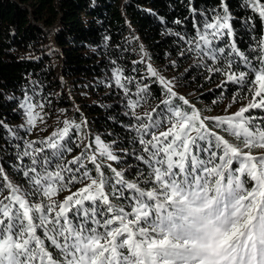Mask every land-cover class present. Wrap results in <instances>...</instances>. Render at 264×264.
<instances>
[{"label":"snow or ice","instance_id":"snow-or-ice-1","mask_svg":"<svg viewBox=\"0 0 264 264\" xmlns=\"http://www.w3.org/2000/svg\"><path fill=\"white\" fill-rule=\"evenodd\" d=\"M247 4L264 22V3ZM190 10L195 17L196 9L190 5ZM231 19L221 0L220 11L193 20L194 35L170 29L166 34L183 41L181 57L192 54L199 58L196 66L222 75L221 88L227 83L247 86L252 101L234 113L204 116L175 91L174 78L155 68L141 45L142 59L133 64L145 63L147 77L140 80L152 78L164 98L151 111L138 114L148 103L150 85L127 76L112 61L109 87L124 94L125 115L131 117L126 127L134 133L133 145H139L132 155L149 170L141 173L146 186L139 179L126 180L124 171L113 167L121 158L115 141L106 143L99 136L65 161V153L72 151L69 141L79 147L86 138V120L66 118L63 127L43 140H25L0 122L14 140L22 141L14 144L16 168L27 185L13 183L0 164V264H264V152H252L264 150V123L245 115L264 109V39L250 58L232 39ZM20 107L29 131L38 118L43 121L36 111L43 110V101L25 95ZM234 162L239 166L233 168ZM87 163L94 166L95 175ZM247 178L254 182L251 188L245 187ZM77 183L84 186L62 201L53 199ZM125 192L131 193L127 208L113 202L122 201Z\"/></svg>","mask_w":264,"mask_h":264},{"label":"trees","instance_id":"trees-1","mask_svg":"<svg viewBox=\"0 0 264 264\" xmlns=\"http://www.w3.org/2000/svg\"><path fill=\"white\" fill-rule=\"evenodd\" d=\"M225 2L232 17V39L236 47L250 58L255 57L256 46L264 39V22L258 12L248 6L247 0ZM220 4L221 0H0V122L25 140H43L63 127L66 118L77 123L86 120L87 126L82 131L87 142L84 139L77 147L69 141L72 151L65 153V161L78 155L84 144L99 136L106 143L115 141L114 148L121 158L113 167L124 171L126 180L139 179L141 186H146L141 173L149 170L132 155L134 150L139 151V145H133L134 133L126 127L131 117L125 115L128 109L124 94L114 85L109 87L115 67L112 61L115 60L127 76L150 85L148 103L137 109L138 114L151 111V107L164 98L161 87L152 78L140 80L141 76L147 77L145 63L133 64L142 59L141 45L154 67L167 78H174L178 91L195 92L191 102L214 100L221 101V105L225 98L247 96V86L239 88L227 83L221 88L222 75L196 66L199 58L192 54L181 57L183 41L166 34L170 29L173 33L194 35L193 20L202 21L204 15L211 16L213 10L220 11ZM190 5L196 9L195 17ZM176 20L182 23L177 25ZM224 43L221 41L220 46ZM237 62L240 63L238 58ZM134 67L138 72L132 71ZM240 67L243 70L242 63ZM130 87L136 91L135 84ZM25 95L45 104L42 111L36 109L45 124L38 125V122L30 131L24 109L20 107ZM245 115L256 117L257 124L264 123L261 119L264 109H251ZM204 116L214 117L212 114ZM72 136L79 142L75 132ZM15 143L22 144V141L14 140L5 127H0V164L13 183L27 187L16 168ZM121 149H127L128 154H122ZM252 151L255 155L264 152L258 148ZM238 166V162H234L233 168ZM87 167L95 175L94 166L87 163ZM104 171L111 176L107 168ZM253 183L247 178L245 187L251 188ZM124 196L122 201L113 202L130 207L131 193L125 192ZM50 250L55 254V249Z\"/></svg>","mask_w":264,"mask_h":264},{"label":"rangeland","instance_id":"rangeland-1","mask_svg":"<svg viewBox=\"0 0 264 264\" xmlns=\"http://www.w3.org/2000/svg\"><path fill=\"white\" fill-rule=\"evenodd\" d=\"M154 66V65H153ZM169 78V77H168ZM170 79V78H169ZM180 91H178V89L175 88V91H177L180 95H183L184 97H186L189 101L191 100L192 96L195 94L194 91H188V90H184V89H179ZM247 96H235V102L233 100L234 96L230 97V98H225V103L220 105V102L214 103V100L212 102H204V101H193L191 102L192 105H195V107L197 109H199L202 114L204 115H208V114H212L213 116H220V115H226V114H231L236 112L240 107L245 106L247 104H249L252 101V95L253 93L249 92L246 94ZM239 97H243L240 100L238 99ZM259 99V98H257ZM221 100V99H220ZM229 105H231L230 107H228ZM214 106H216V109L213 108ZM227 108V113L225 112V109ZM210 110V111H209ZM213 110V111H212ZM247 116V115H246ZM44 118L43 121L41 122L40 119H37V122H39L38 125H44ZM47 123V122H46ZM216 131L220 132L221 135H224L226 139H229L230 142L237 144V141L233 138L228 136L226 133L222 132L221 130H217ZM85 142H87L86 138H85ZM255 149V148H254ZM259 149V148H258ZM262 150V149H259ZM253 152V151H252ZM254 154V152H253ZM108 162V161H107ZM110 163V162H108ZM83 184H79L78 186H75L73 188H71V190H64L62 192H60L58 195L53 196V199L58 200V201H62L66 196L70 195L72 192H76V190L78 188L83 187Z\"/></svg>","mask_w":264,"mask_h":264}]
</instances>
